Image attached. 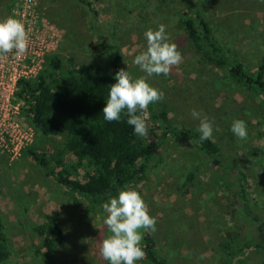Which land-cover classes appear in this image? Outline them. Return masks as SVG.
I'll return each mask as SVG.
<instances>
[{"label":"rangeland","instance_id":"rangeland-1","mask_svg":"<svg viewBox=\"0 0 264 264\" xmlns=\"http://www.w3.org/2000/svg\"><path fill=\"white\" fill-rule=\"evenodd\" d=\"M190 2L2 0L0 20L14 17L25 25L28 35L50 38L48 51L39 58L40 72L55 55L63 71L70 68L72 58L75 67L95 63L115 75L110 62L112 52L118 51L122 68L134 78L144 75L133 59L146 48L145 31L164 24L182 62L167 77L153 76L148 82L164 94L161 103L177 128L199 132V120L191 115L194 109L212 122V140L247 177V203L241 201L238 188L231 187L235 180L227 185L224 170L213 167L188 142L164 146L160 162L148 164L144 181L124 189L138 191L147 204L150 216L156 219V231L143 236L152 237L157 253L169 264H257L259 257L254 252L230 257L222 246L233 239L259 237L249 209L264 224L263 103L193 54L178 26L179 14ZM203 15L214 34L247 69L264 64V0H214ZM17 100L22 102L21 119L32 126L26 104ZM156 114V109H147L141 115L147 124L154 125ZM237 119L247 125L246 140L231 131ZM156 135L151 136V143ZM64 142L63 137H46L36 128L33 142L19 158L0 156V218L7 253L2 264H46L36 254L41 239L33 228L49 218L56 220L65 236L52 264H103L97 247L99 238L108 234L102 209L107 201L92 204L70 192L47 176L30 155L42 156L52 170L62 167L72 178L83 181L89 169L64 151ZM194 166L199 169L188 182ZM137 263L142 264V260Z\"/></svg>","mask_w":264,"mask_h":264},{"label":"trees","instance_id":"trees-1","mask_svg":"<svg viewBox=\"0 0 264 264\" xmlns=\"http://www.w3.org/2000/svg\"><path fill=\"white\" fill-rule=\"evenodd\" d=\"M212 1L214 0H191L179 14L178 26L193 54L259 98L264 112V64H259L254 70L247 69L234 56L230 47L214 34L203 15L204 8ZM1 2L2 0L0 5ZM85 5L90 7L89 3ZM69 63L70 68L63 71L61 60L53 55L49 58L47 69L40 72L33 82L20 81L16 94L26 104V112L31 115L33 124L40 133L46 137H63L64 151L70 153L78 165H86L89 169L84 174L83 181H79L62 167L59 171L52 170L42 156L30 152L47 176L53 177L56 183L85 198L89 203H103L110 196L115 197L125 187L144 181L148 164L160 162L164 146L188 142L192 148L204 154L213 167L224 170V182L227 185L232 179L235 180L231 187H237L241 201L247 203L246 175L224 155L215 141L211 139L201 142L199 132L185 127L177 128L168 118L161 101L148 106L151 112L155 109L157 112L153 117L154 125L147 124L151 136L158 132L156 140L151 144L134 135V129L127 124L126 117L122 116L119 122L105 121L102 109L110 87L115 83V75L95 63L75 67L72 58ZM110 66L115 74L123 69L118 51L112 52ZM217 95L218 98L220 94ZM198 169V166L191 169L188 182L195 179ZM252 213L249 209L248 215L252 218L253 228L258 230L259 237L233 239L222 247L230 257L254 252L259 257L257 264H264V224ZM33 231L41 239L36 254L46 264H52L65 242L60 225L55 219L49 218L43 224L36 225ZM4 241L0 218V264L7 256ZM141 247L146 253L142 264H169L157 253L149 234H144Z\"/></svg>","mask_w":264,"mask_h":264},{"label":"clouds","instance_id":"clouds-1","mask_svg":"<svg viewBox=\"0 0 264 264\" xmlns=\"http://www.w3.org/2000/svg\"><path fill=\"white\" fill-rule=\"evenodd\" d=\"M144 37L146 48L133 59V64L144 75L134 78L127 70L117 71L102 113L107 122H119L122 116L126 117L134 135L150 144L152 139L146 120L137 113H144L150 104L163 101L164 94L148 81L153 76L167 77L173 67L182 62V55L177 44L169 42L164 24L145 31ZM28 45L29 35L20 20L11 16L0 20V54L21 57ZM191 115L199 120L200 141L211 140L212 122L195 109ZM231 131L238 139H247V125L243 120H234ZM102 209L106 214L103 227L108 234L99 238L97 252L103 264H137L143 260L146 257L141 247L143 233L156 231V219L150 216L140 193L131 188L121 190L115 197L110 196Z\"/></svg>","mask_w":264,"mask_h":264},{"label":"built area","instance_id":"built-area-1","mask_svg":"<svg viewBox=\"0 0 264 264\" xmlns=\"http://www.w3.org/2000/svg\"><path fill=\"white\" fill-rule=\"evenodd\" d=\"M49 39L29 34L28 50L23 56L0 54V156L10 160L19 158L34 139L36 127L21 119L22 102L16 94L20 81L35 80L39 75V58L48 51Z\"/></svg>","mask_w":264,"mask_h":264}]
</instances>
